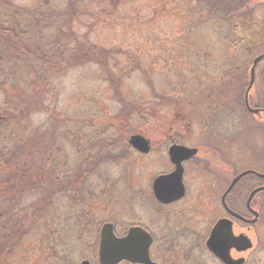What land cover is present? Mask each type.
<instances>
[{
  "label": "flooded vegetation",
  "instance_id": "1",
  "mask_svg": "<svg viewBox=\"0 0 264 264\" xmlns=\"http://www.w3.org/2000/svg\"><path fill=\"white\" fill-rule=\"evenodd\" d=\"M174 1L148 2L145 9L160 10L164 18L169 17L174 13L169 9L173 7ZM232 1L189 0L188 4L192 7H187L191 9L182 6L179 15L182 20H194V25L190 26L194 32L181 33L180 37H229V34L217 33L216 26L226 25L227 29L234 22L256 25L259 32L264 33L263 12L260 18L257 17L258 13L264 11V0H239L238 7H241L242 14L251 10L248 16L243 14L240 19H234L227 6ZM174 15L177 17L178 14ZM182 27L185 28V24ZM189 43L194 46L192 41L189 40ZM195 50L194 54L180 52L177 56L183 65L193 62V71L203 75V80L192 88H197L200 93L210 87L211 91L220 87V93H216V90L208 91L198 99L195 98L197 91L193 90L189 92L187 100L180 99L184 109L181 108L183 112L177 118L172 117L169 123L170 115H164L161 123L164 129L157 127L158 131H153L150 119L147 131L125 133V130H121L115 140L103 139L91 147L94 151L91 156L96 163L105 164L106 158L109 161L106 166L111 165L113 169L121 171L118 177L109 178L114 192L120 190L118 185L121 182L135 190L134 196H129L128 205H131L123 208L122 200H118V207L114 209L109 197L106 199V195L98 191L93 192L96 195L90 200V182L85 173H81L79 179L72 180L74 173L71 177L70 172L64 180L65 191L73 190L76 193L64 194L63 197L51 195L48 200H51L49 206L52 209L49 211L6 209L0 213L4 247L14 245L16 251L15 259L12 260L13 256L11 262L18 263L29 258L28 254H23L21 259H16V255L23 246L32 245L35 250L33 254L38 251L42 255L41 259L46 262L50 260L51 264H62V261L64 264H102V231L106 225H112L115 240H123L130 235L131 230H135L151 241L147 246L145 262L123 259L118 264H264V108L258 107L264 103V59L256 70L254 92L252 89L247 98L248 82L244 97L239 102L227 91L226 83L217 81L213 76L216 69L215 52ZM203 52H206L205 55H201ZM220 53L227 55L232 54V51ZM197 74L194 76L198 77ZM160 100L165 103L168 101L163 98ZM255 110L261 113L255 114ZM83 120H78L82 127L85 126ZM85 130L86 127L77 130V134L69 133L65 139V144H69L65 146V158L70 162L71 169L74 159L79 162L82 170H86L89 164L95 167L86 152L82 155V150L90 144ZM134 136H142L148 141L147 153L131 145ZM247 136L254 139L252 145ZM233 138L244 143L246 141V151H237L232 145ZM257 139L262 140L261 146ZM174 146L194 150L195 154L192 157L182 156V197L164 203L155 196L154 182L158 177L172 174L176 170L170 157V150ZM159 154V160L170 170L161 172L150 186L140 187L137 179L130 176L135 165L139 160L150 159L152 156L157 158ZM248 158L252 161H248ZM51 175V190L57 191L55 172L51 171ZM74 182L77 187H72ZM137 192L143 195V205ZM35 195L39 200V189ZM24 197L22 194L7 195L10 200L23 201ZM58 197L66 201L64 211H57L55 200ZM41 202L37 201L36 208H40ZM137 205L139 208L145 207L142 214L134 210ZM145 213L149 221L144 220ZM46 223L48 227L44 231H48H43L44 241L37 245L38 233L41 232L42 224ZM74 254H77V259H73Z\"/></svg>",
  "mask_w": 264,
  "mask_h": 264
},
{
  "label": "rangeland",
  "instance_id": "2",
  "mask_svg": "<svg viewBox=\"0 0 264 264\" xmlns=\"http://www.w3.org/2000/svg\"><path fill=\"white\" fill-rule=\"evenodd\" d=\"M106 1V3H102L103 6L101 3L97 6L93 5L88 16L81 17L83 24L76 29L79 35L76 37L77 47H84L82 50L88 55L92 52V62L67 69L64 74L53 79L50 85L53 90L47 97V100L51 102L49 103L50 107L57 108V114H60L61 117L65 118L69 115L88 121L85 122V132L88 141H90L88 145L90 148L103 139L104 141L106 139L115 140V136L117 137L121 130H125L123 131L125 133L147 131L151 122L153 131H158L157 127L164 129L165 126L161 124L163 117L170 115V123L172 117L177 118V115L183 112L184 106H181L180 99L187 100L190 96L189 92L193 90L197 91L195 98L200 99L206 94L205 92L211 91L212 88H207L206 91L203 90L200 93L197 88H192L197 85L198 81L203 80V75L193 71V62L183 65L177 58L179 53L194 54L197 48L201 51L203 49L213 50L215 56L219 57L223 50L219 45L223 46L226 43V39L219 37H180L181 33L194 32L190 30V26L194 25V20L191 18L182 20V16L179 15L182 6L188 10L191 9L188 8L192 7L188 4L189 0H175L173 7H169L174 12L173 15L165 18L161 15L160 10L145 9L148 7L146 4L148 2L164 0ZM14 2L22 7H34L39 4L38 0H14ZM238 4H240L239 0H233L231 4L227 5L233 15L236 14V10L241 8L238 7ZM250 12L251 10H248L243 14L248 16ZM262 12L264 14V11L257 14L258 18L261 17ZM175 13L178 14L177 17H175ZM243 14L241 10L238 16L243 17ZM184 24L186 29L182 27ZM84 37H88V39ZM183 38H186L187 41ZM189 40L194 43V46L189 43ZM205 53L203 52L201 55H205ZM95 58H99V62ZM175 61L176 63L173 65ZM215 61L214 66L218 60L215 58ZM104 70L111 72L117 79L115 87L105 80ZM233 71L224 83L232 97L240 102L245 93L242 88L245 86L246 90L249 82V71L242 67H236ZM222 72L225 75V68L215 69L213 76ZM194 74H197L198 77H195ZM222 78L217 81H222ZM186 86L189 88H185ZM212 91L214 90L212 89ZM159 98L168 101L167 103L158 101ZM239 113L241 112L239 111ZM51 119L49 112L36 114L30 118L29 125L33 129H46L49 124H52L50 123ZM120 124H122V128H120ZM239 138H241L240 135ZM247 138L250 139V145H252L254 139L248 136ZM257 141L261 146L262 140L257 139ZM245 143L240 139L235 140V138L232 141L236 150L242 152L246 151ZM83 146L86 144L84 143ZM160 158L159 154L157 158L152 156L150 159L139 160L135 165L130 176L137 179L140 187L150 186L156 176L170 170V167L167 168V165L159 160ZM248 161L252 160L248 158ZM111 169L108 178L114 179L120 175L119 169ZM124 177L126 176H121V178ZM119 186L121 187L120 193L116 190L113 196L108 198L110 205L115 209L118 207V200H122L123 208H128L129 196H134L135 190L125 182H121ZM115 193L119 194L115 195ZM42 195L40 190L39 200L41 201H43ZM138 195L142 198L143 205V195L140 193ZM35 197L37 195H30L25 202L20 199L14 200L11 203L13 209H24L30 202L37 203L39 200ZM134 210L142 214L145 207L139 208L137 205ZM143 217L144 220L149 221L146 213L143 214ZM0 229L2 230V225ZM59 229L58 226V231ZM38 235L37 245H41V235L43 239L44 233L40 232ZM32 248V245L23 246L16 255V259H21L23 254L25 256L28 254L29 258L15 264H51L50 260L46 262L41 259L42 255L38 251L33 254L35 250ZM76 252L77 249L74 253ZM77 258V254H74L73 259ZM39 260L41 261L39 262ZM62 264H64L63 261Z\"/></svg>",
  "mask_w": 264,
  "mask_h": 264
},
{
  "label": "trees",
  "instance_id": "3",
  "mask_svg": "<svg viewBox=\"0 0 264 264\" xmlns=\"http://www.w3.org/2000/svg\"><path fill=\"white\" fill-rule=\"evenodd\" d=\"M38 1L39 4L34 7H22L15 4L14 0H0L1 212L13 209L11 203L14 200L7 198L8 194H22L25 196L23 200L25 202L26 198L35 194L38 189L43 194L40 208H36V202H30L24 209L49 211L52 209L49 206L51 200H48L51 195L58 194L57 196L63 197L64 194L76 193L73 190L65 191L64 180L70 172L71 177L74 173L72 180L79 179L80 174L85 173L90 182L88 191L90 200L96 195L93 192L98 191L101 195H106V199L114 192V186L108 178L112 167L106 166L109 161L105 158V164L96 163L91 156L94 154L91 148L84 146L82 155L86 152V155L92 158L91 163L95 167L89 164L86 170H82L79 162L74 159L71 169L70 162L65 158V146H69L65 144V139L69 133L77 134L76 131L85 126L82 127L78 121L80 119L76 117L69 115L61 117L57 114V108L50 107L51 102L47 100L48 94L53 90L50 86L53 79L64 74L67 69L92 62L93 53L88 55L82 50L84 47H77L76 37L79 35L76 29L83 24L81 17L88 16L93 5L97 6L99 3L102 5L106 0ZM240 11L241 9L236 10L237 15L232 14V17L240 19L238 16ZM216 32L230 35L219 37L226 39V43L219 47L223 52L232 51V54L223 53L216 57L218 60L216 69L225 68V75L223 72L215 74L216 80L223 77L222 82H225L236 67L249 71L253 59L264 53V33L261 34L256 25L234 22L227 29L226 25H217ZM95 60L99 62V58ZM175 63L176 61L173 65ZM103 75L105 80L115 87L117 79L113 74L104 70ZM219 89L214 90L220 93ZM242 90L244 93L245 86ZM258 107L264 108V103ZM47 112L52 118L50 120L52 124L46 129L30 127L29 120L33 115ZM51 171L56 175L57 191L51 190L49 184L53 177ZM72 187H77V184L74 182ZM60 197L55 200L56 208L57 211H64L66 201ZM73 202L76 204V201ZM47 227V223L42 224L41 232L48 231H44ZM4 240L3 231L0 229V264H15L11 262V258L15 256V247L14 245L4 247ZM47 241L49 242L50 238ZM7 251H10L9 255Z\"/></svg>",
  "mask_w": 264,
  "mask_h": 264
},
{
  "label": "water",
  "instance_id": "4",
  "mask_svg": "<svg viewBox=\"0 0 264 264\" xmlns=\"http://www.w3.org/2000/svg\"><path fill=\"white\" fill-rule=\"evenodd\" d=\"M264 59V54L258 56L250 71V83L247 90V98L249 92L253 89L255 83L256 69L259 63ZM255 114L261 113L260 110H255ZM131 145L142 153L149 151V143L142 136H134ZM195 154L194 150H188L181 146H174L170 150V157L176 170L169 175L160 176L154 182V193L158 200L164 203L172 202L184 193L182 184V156L188 155L192 157ZM150 239L147 236H142L135 230L130 231V235L123 240H115L112 234V225H106L102 231V244L100 257L102 264H118L119 261L127 259L130 261H146L147 246L150 244ZM87 264V263H84Z\"/></svg>",
  "mask_w": 264,
  "mask_h": 264
}]
</instances>
